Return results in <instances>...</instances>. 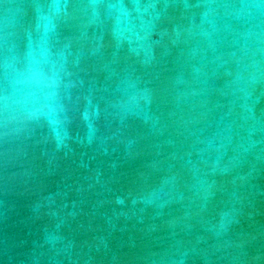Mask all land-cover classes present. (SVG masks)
I'll return each instance as SVG.
<instances>
[{
  "label": "water",
  "instance_id": "water-1",
  "mask_svg": "<svg viewBox=\"0 0 264 264\" xmlns=\"http://www.w3.org/2000/svg\"><path fill=\"white\" fill-rule=\"evenodd\" d=\"M0 264H264V0H0Z\"/></svg>",
  "mask_w": 264,
  "mask_h": 264
}]
</instances>
